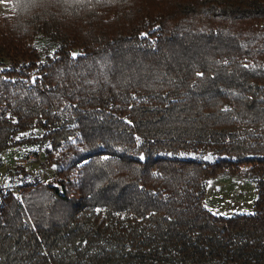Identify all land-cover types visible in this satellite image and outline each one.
<instances>
[{"label":"trees","instance_id":"16d2710c","mask_svg":"<svg viewBox=\"0 0 264 264\" xmlns=\"http://www.w3.org/2000/svg\"><path fill=\"white\" fill-rule=\"evenodd\" d=\"M0 2V264H264V0Z\"/></svg>","mask_w":264,"mask_h":264},{"label":"rangeland","instance_id":"374dc122","mask_svg":"<svg viewBox=\"0 0 264 264\" xmlns=\"http://www.w3.org/2000/svg\"><path fill=\"white\" fill-rule=\"evenodd\" d=\"M10 9L7 3L0 2V22L10 14ZM2 162L3 164L0 166V190L18 188L21 185L22 176L17 172H22V169L16 170V167L20 163L16 164L12 157L9 158V154L2 158ZM24 171L28 174L30 181L40 178L43 174L42 167L38 165H26ZM54 175V167H46L42 182L51 180ZM255 200V185L248 169L244 166L237 175L220 173L210 178L206 186L204 206L213 214L230 217L236 214H252Z\"/></svg>","mask_w":264,"mask_h":264},{"label":"built area","instance_id":"2783aa9c","mask_svg":"<svg viewBox=\"0 0 264 264\" xmlns=\"http://www.w3.org/2000/svg\"><path fill=\"white\" fill-rule=\"evenodd\" d=\"M41 160V154L40 153H37L36 155L34 154H29L28 156H26V159L24 160V163L26 165L28 164H32V163H35V162H39Z\"/></svg>","mask_w":264,"mask_h":264}]
</instances>
